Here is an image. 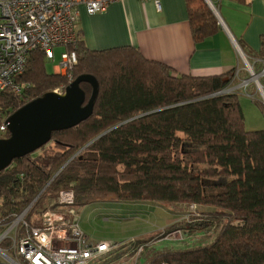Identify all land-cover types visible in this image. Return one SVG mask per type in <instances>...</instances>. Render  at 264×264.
Listing matches in <instances>:
<instances>
[{"label": "trees", "instance_id": "trees-1", "mask_svg": "<svg viewBox=\"0 0 264 264\" xmlns=\"http://www.w3.org/2000/svg\"><path fill=\"white\" fill-rule=\"evenodd\" d=\"M187 1L194 39L214 35L218 20L208 3ZM76 50L73 80L92 74L100 84L94 111L0 172V215L22 212L40 195L31 212L42 213L68 186L74 205L112 200L187 207L201 218H192L186 232L200 236L182 247L153 241L146 264H264V129H246L239 102L238 87L249 72L176 74L133 48L92 50L79 38ZM261 59L256 74L264 71ZM46 61L43 51H32L23 92L0 90V127L26 103L73 81L49 73ZM258 80L264 86V76ZM82 87L88 101L92 86ZM244 88L259 95L254 82ZM254 101L264 108L261 97ZM1 137H10L9 130Z\"/></svg>", "mask_w": 264, "mask_h": 264}, {"label": "built area", "instance_id": "built-area-1", "mask_svg": "<svg viewBox=\"0 0 264 264\" xmlns=\"http://www.w3.org/2000/svg\"><path fill=\"white\" fill-rule=\"evenodd\" d=\"M118 1L121 0H0V90L11 89L16 94L23 92L22 85L27 82L23 83L22 75L29 54L41 50L47 60L54 62V48L58 46L66 49L61 52L55 72L73 80L71 72L79 61L76 50L79 7L85 6L88 13L95 14ZM156 3L160 8L159 1ZM248 70L252 78L264 76V71L257 76L252 67ZM248 83L249 79L242 80L240 87ZM256 83L260 90V81L256 80ZM26 86L29 88L30 84ZM64 91L61 86L54 90L56 93ZM7 129L6 123L0 127V138ZM35 201L22 212L0 215V262L91 264L113 250L114 245L109 242L91 240L79 220L71 216L76 214L73 189L60 190L46 210L38 217H30ZM52 205L59 209H53ZM142 249L129 261L137 260Z\"/></svg>", "mask_w": 264, "mask_h": 264}, {"label": "crops", "instance_id": "crops-1", "mask_svg": "<svg viewBox=\"0 0 264 264\" xmlns=\"http://www.w3.org/2000/svg\"><path fill=\"white\" fill-rule=\"evenodd\" d=\"M212 2L218 30L199 41L192 34L187 0H121L95 14L80 6L76 30L89 49L130 47L176 74L208 77L254 69L264 57V0Z\"/></svg>", "mask_w": 264, "mask_h": 264}, {"label": "rangeland", "instance_id": "rangeland-1", "mask_svg": "<svg viewBox=\"0 0 264 264\" xmlns=\"http://www.w3.org/2000/svg\"><path fill=\"white\" fill-rule=\"evenodd\" d=\"M212 10L218 16L214 8ZM65 49V46L54 48L56 60L54 62L51 60L46 61V69L49 73L55 72V66L60 60L61 52ZM245 65H248V62ZM248 69L246 67L247 71ZM249 82L256 84L259 95L256 94V91L251 94L243 90L244 87H238L243 90L240 92L239 102L244 114L245 127L248 130H261L264 129V108L254 99L260 100L261 97L264 100V86L261 83V89H258L255 76L250 77ZM234 84L235 81L231 83V85ZM235 89L236 87L232 86L228 92ZM63 189L73 188L68 186L61 190ZM79 203L81 205H73L76 214H71V216L79 220V224L85 233L93 241L109 242L114 245L110 253L95 259L91 264H146L145 253L150 245L155 244L160 248L165 245L182 247L187 243H191L192 239L200 236V233L196 230L193 231L192 237L188 236L186 232L187 226L192 224L190 222L192 218L195 220L201 218V214L191 208L178 207L172 209L154 202H120L112 200H98L88 204H82L80 200ZM64 209L67 212L68 206L66 205ZM40 214L31 212L30 216H39ZM174 224L179 227L174 226L176 229L174 228L162 239L161 235ZM153 241H155L154 244ZM142 246L146 248L144 253L140 254L137 260L129 261L126 256L136 255Z\"/></svg>", "mask_w": 264, "mask_h": 264}, {"label": "water", "instance_id": "water-1", "mask_svg": "<svg viewBox=\"0 0 264 264\" xmlns=\"http://www.w3.org/2000/svg\"><path fill=\"white\" fill-rule=\"evenodd\" d=\"M205 1L213 6L211 0ZM83 83L92 86L88 101ZM99 87L94 75L81 74L66 87L64 93L46 92L12 113L6 120L10 137L0 138V172L15 159L49 143L53 132L72 128L88 119L94 111Z\"/></svg>", "mask_w": 264, "mask_h": 264}, {"label": "clouds", "instance_id": "clouds-1", "mask_svg": "<svg viewBox=\"0 0 264 264\" xmlns=\"http://www.w3.org/2000/svg\"><path fill=\"white\" fill-rule=\"evenodd\" d=\"M212 1V0H211ZM213 3V2H212ZM213 8H214V10L216 9L215 7H214V3H213Z\"/></svg>", "mask_w": 264, "mask_h": 264}]
</instances>
